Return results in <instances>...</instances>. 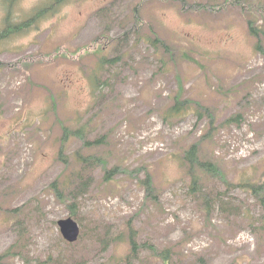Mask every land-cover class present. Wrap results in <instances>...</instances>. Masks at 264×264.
Instances as JSON below:
<instances>
[{"label":"rangeland","instance_id":"obj_1","mask_svg":"<svg viewBox=\"0 0 264 264\" xmlns=\"http://www.w3.org/2000/svg\"><path fill=\"white\" fill-rule=\"evenodd\" d=\"M48 2L14 0L11 17L25 20ZM248 17L264 27V0H68L0 43V255L12 249L4 264H162L145 243L172 247L179 264L198 256L264 264V231L249 226L264 210L222 180L253 182L264 170V53L254 51ZM156 36L164 44L151 45ZM95 39L101 53H71ZM258 39L263 48L264 33ZM101 54L115 60L98 67ZM96 71L105 81L97 93ZM177 93L191 105L182 117L169 113ZM207 114L215 130L200 151L221 175L203 174L201 187L226 191L234 214L218 202L207 211L180 163L207 133ZM236 114L239 124L226 122ZM84 123L91 144L69 136L63 161V126ZM77 150L104 162H78ZM114 165L119 172L105 178ZM79 170L85 184L71 180L59 197L51 183ZM146 172L149 195L138 182ZM72 202L82 237L69 245L57 221L71 216ZM128 224L140 245L129 263Z\"/></svg>","mask_w":264,"mask_h":264},{"label":"trees","instance_id":"obj_2","mask_svg":"<svg viewBox=\"0 0 264 264\" xmlns=\"http://www.w3.org/2000/svg\"><path fill=\"white\" fill-rule=\"evenodd\" d=\"M68 0H49L48 3L44 4L43 6H39L37 7L34 11L33 14L31 16H29L28 18H26L23 21H16L15 18L11 17V12L13 9V3L14 0H0V5L3 9V17L0 23V43L7 41L11 38H13L14 36H17L18 34H20L22 31L27 30L30 26L31 23H34L35 21L39 20L40 18L46 16V14H51L53 12H55V10H57V8L62 5L63 3L67 2ZM135 16V21L137 23H140L138 18L139 15L137 16L136 14H134ZM247 23V28L249 31V34L253 37H255L256 42L254 44V51L259 50L262 51L264 53V47L261 48V44L259 41V32L264 33V27H256L254 26V21L248 17L246 20ZM98 40V39H97ZM97 40L95 39L90 45H86L85 47H79V48H75L74 50L71 51V53L76 52V55L78 56H84L87 54H98L101 53L102 50V46L99 45L97 43ZM163 43L162 40H160L157 36L154 37L153 39L150 40V44L156 47V43ZM164 44V43H163ZM96 46L95 49H93ZM106 46V45H105ZM105 48V47H103ZM98 51V52H97ZM71 53H66L65 56H69ZM75 54V53H74ZM49 55V53H48ZM64 55V54H63ZM102 59H101V65L98 64V67L103 68V66L106 63H111L112 61L115 60V58H108L106 57V55L104 56L103 54H101ZM96 70V69H94ZM91 84L93 86L94 92L99 89V85L101 83H105V81H102L100 79V74L98 71L94 72L91 75ZM179 85V89L178 91L181 92L182 89V85L181 83L178 84ZM175 102H173L174 104L172 105V107L169 109V113L172 116H178V117H182V114H186L187 110L189 108H191L190 102L188 101V98H181V95H179L178 93L176 94L175 98H174ZM189 102V103H188ZM198 106V104L196 103L194 110L198 115H201L198 108L196 107ZM209 112V111H208ZM239 114H236L232 117H230L229 119H227V123H238L239 124ZM208 117V131L207 133H205L201 139L197 142H194L192 144H190L189 146H187L186 148H184V150H182V154L180 155V159H181V165L184 166L186 168L187 171V175L189 176V181H190V190H192L193 192H195L197 195H199L202 199V202L205 204V206H207V211L208 209H210L211 207V203L214 202H218L219 205V210L220 211H226L227 213H237L239 210V206L238 205H233L231 201L224 199L223 197H225L226 191L224 192H219L216 193L215 197L204 192L202 189V176L203 174H220V168L218 163L212 159L211 157L207 156L206 154H204V152L200 151L202 150L201 147V143L203 140L209 138L212 136V132L215 130V126H214V117L212 114H207ZM87 125L81 124L80 126H77L75 128H68L66 126H63V133H62V137L60 138V149H59V157L63 160V161H67V158L62 156V147L64 146V142L63 140H66L69 136H79L81 137V139H84V132L87 129ZM104 137L101 136L100 138H97L93 143L97 144L98 142H102ZM91 141H87V139H84V145L85 146H89L91 143ZM75 160L76 161H82V162H89V163H95V161L97 162H104L103 158L99 157L97 158V156L94 153H88V154H83L81 152V150H77L76 151V155H75ZM82 166V165H81ZM85 165L82 166V168ZM116 172H119V166L118 165H114L112 168L110 169H106L105 170V178H110L113 177L114 174ZM84 170H79L78 172H74V177L73 176H69V177H63V179H61L60 181H58L59 179L57 178L56 180H54L51 183V186L55 189V193H57V195L59 197L63 196V192L70 190L71 188L69 187V184L72 181H74L76 183V186L80 185L82 187V184H85L86 180L84 179ZM221 175V174H220ZM150 173L146 172V174L144 175L143 179H140L138 182L139 184L146 190L147 194H152L154 192V185L152 182V177H150ZM68 179V180H67ZM83 180V182L81 183V181ZM223 183L226 186L227 189L229 188H235L238 187L242 190L248 191L250 193L253 194V197L256 198V200L260 203V205L262 206V209L264 210V170L261 171L260 175H259V179L257 181H240V182H230L227 179L223 178ZM69 182V183H68ZM74 189H72L73 191ZM154 196L152 195V200H154ZM72 210L70 212V215H75V204L74 202L70 203L69 205ZM258 221L261 222V224L259 225H254L253 222H251L249 224L250 227H252L253 230H259L260 232L264 231V213L263 215H261V217L258 218ZM128 226V237H127V241L129 244V251L126 255V259H127V263H129L128 261L130 259H132L133 257L136 256L137 254V250L139 248L140 245H137L135 242V230L130 226V224L126 225ZM258 232V233H260ZM80 237H82V234L79 236L78 239H80ZM77 239V240H78ZM69 244V243H68ZM70 245V244H69ZM143 245H146L148 247V249L152 250V252H154V254H156L159 258L160 261L162 262V264H179L176 263L174 261H172V256L174 253V249H172V247H166V248H161V249H157L156 247H154L152 244L149 243H145ZM12 249H7L4 253H2V255H0V264H4L3 263V259L8 257L10 253H12L11 251ZM203 256H198L196 257V259H194L195 261L190 263V264H203Z\"/></svg>","mask_w":264,"mask_h":264},{"label":"water","instance_id":"obj_3","mask_svg":"<svg viewBox=\"0 0 264 264\" xmlns=\"http://www.w3.org/2000/svg\"><path fill=\"white\" fill-rule=\"evenodd\" d=\"M58 225L63 238L68 242H74L78 236L80 229L78 223L71 217L58 220Z\"/></svg>","mask_w":264,"mask_h":264}]
</instances>
